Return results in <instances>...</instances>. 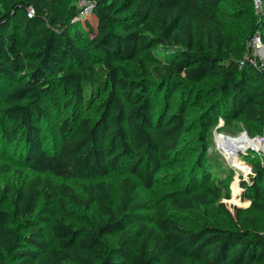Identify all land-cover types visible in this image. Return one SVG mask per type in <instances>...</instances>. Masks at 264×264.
<instances>
[{"label": "trees", "instance_id": "1", "mask_svg": "<svg viewBox=\"0 0 264 264\" xmlns=\"http://www.w3.org/2000/svg\"><path fill=\"white\" fill-rule=\"evenodd\" d=\"M263 30L252 0H93L87 12L76 0H0V144L37 172L2 184L11 168L0 165V264H264V154L245 158L250 204L231 211L207 181L229 165L206 138L217 117L264 132V69L247 45ZM173 87L171 109L158 97ZM201 99L185 141L186 105ZM48 117L55 149L42 139ZM176 164L172 182L198 189L167 192L150 214L138 185ZM111 172L129 176L80 191L52 179ZM172 208L218 220L184 225Z\"/></svg>", "mask_w": 264, "mask_h": 264}, {"label": "rangeland", "instance_id": "2", "mask_svg": "<svg viewBox=\"0 0 264 264\" xmlns=\"http://www.w3.org/2000/svg\"><path fill=\"white\" fill-rule=\"evenodd\" d=\"M255 34H259L261 42L264 46V30L260 33L256 32ZM250 38L247 45H249ZM161 97L163 98L161 99ZM178 97L179 88L173 87L168 93V98H165L162 94H160L158 99L162 101L167 100V104H170V108L174 109L176 107V103H178ZM202 100L204 99L189 101L186 105V116L189 119V131L185 135V141L193 140L197 135L199 129V123H197L198 116L202 107L204 106H200ZM41 129L42 139L44 140V143L50 144V147L53 149L57 148L59 139L56 132L55 120L51 117L46 118L42 123ZM242 134H247L251 140L255 138V136H257L256 132L248 130L242 122L232 121L221 117H217V119H214L207 127L206 132V138L209 146L208 150L215 151L218 155H220L225 163L229 165L228 169L226 166L223 169H212V178L210 176L207 181L208 183H211L213 185L220 186L222 194L224 195L222 201L231 211H233L234 207L245 209L250 204V201L245 197L243 188L241 187V180H248L249 173L247 170L241 171L236 166L234 167L231 160L238 164H241L242 166L246 167V169L248 168L250 171H252V166L247 161L245 162V158L250 157V161L256 162L262 155L256 153L251 147L252 142H248L249 140L245 141V139L241 140L242 142L237 140L233 145H227V150H217V135L223 136L222 138H226L225 140L227 141V139L236 140L242 136H245L246 138V135ZM183 156L186 157L188 163L194 158L192 152L184 153ZM217 161V158L213 157L209 164L216 163ZM2 164L8 165L11 168V171L2 179V184L10 183L13 179L14 172H20L23 175L27 176H33L37 173L36 170H34L30 165L23 163L15 150H12L11 147L4 146V144H0V165ZM174 168H178L180 170L184 167L181 164L163 167V169H161V171L158 173V180L156 184H154V186L150 189H146L141 185H138L139 194L149 204L150 214H152V207L154 206V204L158 200L164 199L167 192L179 189L187 193L192 190L198 189V185H195V187L193 185L194 182H191V177L189 176L180 178L179 180L172 182V179L170 175L168 176V174L172 172ZM125 176H129V174L125 172H111L106 174L96 173L86 177L66 175L61 177H52V179L55 182H64L66 184H69L77 191H80L78 185L81 183H95L99 181H105L116 184ZM171 211L173 213L175 212L178 215L177 219L184 225L191 224L195 220H218L213 208H201L197 211L184 212H179L172 208Z\"/></svg>", "mask_w": 264, "mask_h": 264}, {"label": "built area", "instance_id": "3", "mask_svg": "<svg viewBox=\"0 0 264 264\" xmlns=\"http://www.w3.org/2000/svg\"><path fill=\"white\" fill-rule=\"evenodd\" d=\"M92 1L93 0H76V4L79 9H81L84 12H87L91 9L92 7ZM86 3V4H85ZM252 6H253V12L254 15L259 17L263 15L264 13V0H252ZM249 57H251V60L253 63L258 64L261 68L264 69V46L261 42V39L259 37V34H255L250 38L249 45ZM246 135L247 139L249 140L248 142H252V144H256L258 147L253 148V150L262 155L264 154V132L261 135L255 136L252 140L249 138L247 134H242ZM223 136L217 135V143H216V148L217 150H227V142L224 141ZM247 171L249 174H251V171L247 168ZM248 174V175H249Z\"/></svg>", "mask_w": 264, "mask_h": 264}, {"label": "bare ground", "instance_id": "4", "mask_svg": "<svg viewBox=\"0 0 264 264\" xmlns=\"http://www.w3.org/2000/svg\"><path fill=\"white\" fill-rule=\"evenodd\" d=\"M226 139V138H225ZM243 139H245V141H248V139H247V137L245 138V136H242V137H240V138H238V139H236V140H233V139H227V145H233L237 140L238 141H240V142H242L241 140H243ZM251 144V143H250ZM254 148H257L258 146L256 145V144H251ZM231 162H232V164L234 165V167L236 166L239 170H241V171H245V170H247L246 169V167H244V166H242L241 164H238V163H236V162H234V161H232L231 160Z\"/></svg>", "mask_w": 264, "mask_h": 264}, {"label": "water", "instance_id": "5", "mask_svg": "<svg viewBox=\"0 0 264 264\" xmlns=\"http://www.w3.org/2000/svg\"><path fill=\"white\" fill-rule=\"evenodd\" d=\"M225 142H227L225 139H224Z\"/></svg>", "mask_w": 264, "mask_h": 264}]
</instances>
